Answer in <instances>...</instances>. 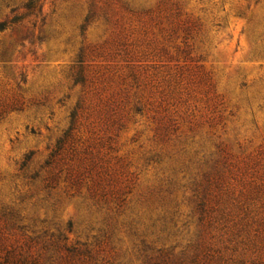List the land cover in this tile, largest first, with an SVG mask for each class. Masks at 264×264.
I'll list each match as a JSON object with an SVG mask.
<instances>
[{
  "label": "rangeland",
  "instance_id": "obj_1",
  "mask_svg": "<svg viewBox=\"0 0 264 264\" xmlns=\"http://www.w3.org/2000/svg\"><path fill=\"white\" fill-rule=\"evenodd\" d=\"M89 1L0 0V255L62 263L67 243L88 250L72 264H151L204 242L240 258L246 211L264 264V0H126L155 11L124 34L82 28ZM207 171L234 220L200 221Z\"/></svg>",
  "mask_w": 264,
  "mask_h": 264
},
{
  "label": "trees",
  "instance_id": "obj_2",
  "mask_svg": "<svg viewBox=\"0 0 264 264\" xmlns=\"http://www.w3.org/2000/svg\"><path fill=\"white\" fill-rule=\"evenodd\" d=\"M34 0H31V2ZM118 3H120V10L114 11L113 9V3L112 0H106L103 7L99 6L97 3V0H90L89 1V8L88 13L86 14V17L84 19V23L82 25V28H85L90 21H92L97 16H103L105 21L107 23L116 24L121 27L120 34H124L126 30V23L128 20H133V17L136 19H140L142 14H149L155 11L154 8H143V9H136L133 7L128 1L126 0H117ZM167 3V1H161V3L158 5L157 8L161 7L162 4ZM30 7V5H29ZM122 12L121 16L119 15V12ZM117 16V18H115ZM6 23L4 21L0 22V29H3L6 27ZM121 41V38H120ZM119 41V42H120ZM121 44H125V41H121ZM82 60V59H80ZM80 79L84 80V77L82 74L80 75ZM73 124L74 120L76 118V113H73ZM73 124L71 125L70 129L65 133V136L63 138H60L55 147L52 149V151L49 154V158L45 161V164L42 165L48 166L52 164L56 159L58 158V155L61 154L63 149L65 148V143L68 140V137L71 134V130L73 128ZM26 165V162L23 163V166ZM40 170L35 171L32 175L33 178L39 177ZM51 171V170H50ZM47 171V174L43 176V180L45 181V186H53V184L58 179V172L53 171ZM221 171H217L218 175H220V180H222V175L220 173ZM212 171L203 172V178L195 180L194 184V190L196 191V194L198 196V203L197 207L200 211L199 219L202 223H210L215 218V215H213V212L215 210H218V213L220 215V219H222L223 222L234 220L235 217L238 214L232 213V211H229L226 209V207H220L221 198L217 197V195H214L213 197V184L218 185L219 182L213 183V179L215 178L214 174H217ZM257 195L255 193L249 195L246 199H254ZM246 200V201H247ZM242 210V209H241ZM245 211V210H244ZM248 212L245 211L244 216L240 218L239 221L234 223V226H238L236 231H234V235L236 237H240L241 239L238 240V243L242 245L243 247V254L239 257H233L228 256L219 253L220 249L213 248L212 246H208L207 244L199 243L194 251L191 253L185 252L182 257H171L172 251L166 250L164 248H159V255L156 257V259L151 258L150 262L151 264H261V261H257V259H252L249 256V251L252 249H255L259 246L260 242L257 243V237H252L251 231L252 226L254 224V220H249L246 216ZM15 212L13 210H7L5 207H2L0 205V220L4 218V222L7 223L9 221H12L11 224L14 225L15 221H13V215ZM236 215V216H235ZM245 220V221H244ZM262 225H264V220L261 221ZM240 224V225H238ZM71 230V225H70ZM59 239H68L69 237L67 235H64L62 232L59 234ZM263 245H260L261 248H264ZM65 248L68 250V255L65 257L62 263H56V264H72L71 259L76 258V256H79L82 253H85L86 251L81 250L75 245L71 244H63L59 245V248ZM235 250L238 249L237 247L234 248ZM52 257V256H50ZM153 259V260H152ZM152 260V261H151ZM0 264H46L44 261L40 259L39 256H21L17 254L7 253L5 256L0 255Z\"/></svg>",
  "mask_w": 264,
  "mask_h": 264
}]
</instances>
